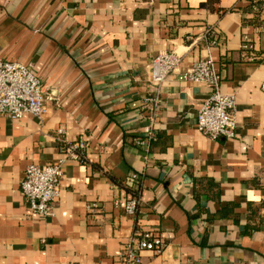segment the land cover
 Instances as JSON below:
<instances>
[{"label":"crops","instance_id":"obj_1","mask_svg":"<svg viewBox=\"0 0 264 264\" xmlns=\"http://www.w3.org/2000/svg\"><path fill=\"white\" fill-rule=\"evenodd\" d=\"M168 50L182 68L212 58L235 95L234 137L201 133L210 88L172 79L154 135L135 144L149 118L131 103L152 94L148 64ZM0 59L32 63L51 93L42 119L0 114V264H121L139 227L165 241L141 264H264V0H0ZM80 139L54 216L39 218L20 191L26 166ZM132 197L135 215L114 205Z\"/></svg>","mask_w":264,"mask_h":264},{"label":"built area","instance_id":"obj_2","mask_svg":"<svg viewBox=\"0 0 264 264\" xmlns=\"http://www.w3.org/2000/svg\"><path fill=\"white\" fill-rule=\"evenodd\" d=\"M245 50L250 49L245 39ZM247 58V57H246ZM182 55L174 50L162 51L154 56L148 64V88L151 95H146L140 102H132L139 116L148 111L149 123L144 125L140 137L135 138L137 146H145L148 139L154 135L153 118L161 106V91L166 83L175 80H189L194 83H204L210 92L202 101L196 114L197 129L209 137L232 138L236 134L237 123L234 117L235 95L225 93L221 89V77L217 73L211 57L194 61L189 66L181 67ZM51 93L40 82L33 71L32 63H21L13 60L0 59V114L15 120L24 114H31L42 119L47 112L46 101ZM64 133L63 129L58 130ZM86 144L83 140L66 142L62 157L50 164L30 163L26 166L20 183V191L32 213L39 218H49L55 214V206L60 195L62 166L67 161H80ZM131 177L136 179L137 174ZM115 206H121L129 215L139 211V200L128 198L117 199ZM89 213L99 209L97 202L86 205ZM165 241L159 232L143 227L137 228L135 234L129 237L123 246L119 261L121 264H141V253L149 251L161 252Z\"/></svg>","mask_w":264,"mask_h":264}]
</instances>
